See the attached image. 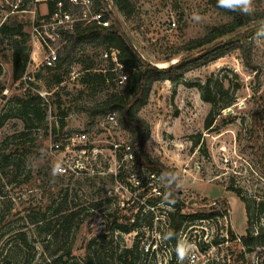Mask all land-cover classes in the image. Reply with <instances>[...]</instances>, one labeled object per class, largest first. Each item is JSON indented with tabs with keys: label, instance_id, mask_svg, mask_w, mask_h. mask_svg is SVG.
<instances>
[{
	"label": "rangeland",
	"instance_id": "374dc122",
	"mask_svg": "<svg viewBox=\"0 0 264 264\" xmlns=\"http://www.w3.org/2000/svg\"><path fill=\"white\" fill-rule=\"evenodd\" d=\"M131 1L136 15L125 20L114 7L116 17L142 55L155 64L164 63L158 61L187 41L204 37L214 27L232 20V16L211 0ZM253 3L254 13L264 11V0H253ZM29 16L12 15L4 24L23 25V33L27 35L23 46L32 57L27 68L30 79L14 78V42L22 37L0 32V88H3L0 94V264H53L57 253L67 251L71 255L67 264H88L87 257L94 249L104 247L112 252L134 244L133 236L109 231L106 220L107 215H113L120 222H127L136 211L135 206L122 210L117 205L127 196L119 189L125 181L124 174L120 175L122 179L115 178V173H119L116 158H122L123 150H115L114 145L128 143L129 134L101 116L88 125L87 115L81 109L114 91L111 84H107L101 91L84 95L79 92L82 64L94 57L100 68H107L108 58L104 56L107 51L86 45L62 69L47 68L43 63L44 49L36 50L33 58ZM0 21H3L1 16ZM253 30L256 33L238 42L251 51L248 60L236 48L188 72L177 83L157 82L148 105L140 113L151 126L145 149L153 159L173 171L178 190L172 191L164 178L165 188L171 197H179L183 212H204V204L213 201L219 206H223L224 201L228 203L231 223L227 227L223 218L222 222H216L214 235L218 242L210 249L202 245L198 264H264V245H258L244 260L237 259L244 249L239 238L247 232L248 218L245 204L229 190L231 186L241 189L254 214L250 229L262 234L264 214H258L253 201L264 200V27L244 33ZM53 48L56 52L60 49L59 45ZM113 71L118 79L120 69ZM56 73L65 78L59 87L52 78ZM208 81L213 104L202 99L200 90ZM29 92L43 99L42 119L34 116L31 121L20 105ZM230 99L235 103L220 110ZM230 108L233 112L227 113ZM61 110L65 111L64 116ZM212 111L216 115L215 122L206 129L205 121ZM83 131L88 132L89 160L95 175H53L54 165L61 164L62 160L71 163L79 160L75 152L54 151L53 143L64 145L66 137ZM123 166L130 167L131 163L124 162ZM44 173L56 179L49 182ZM59 201L62 208H58ZM95 203L98 206H94ZM73 211L79 215L73 220L71 230L60 234V240L50 238L43 232L45 229H38L35 223L40 215L46 214L50 228L55 230L60 225V216ZM230 230L238 239L232 240ZM187 231L190 242L198 240L200 229ZM25 237L28 244L24 242ZM163 256L164 260L172 257V263H178L175 249L160 252V261ZM102 264L120 262L106 256Z\"/></svg>",
	"mask_w": 264,
	"mask_h": 264
},
{
	"label": "trees",
	"instance_id": "16d2710c",
	"mask_svg": "<svg viewBox=\"0 0 264 264\" xmlns=\"http://www.w3.org/2000/svg\"><path fill=\"white\" fill-rule=\"evenodd\" d=\"M112 1L117 12L120 13L125 20H129L136 15V7L131 0ZM211 1L217 8L232 16V20L227 24L214 27L204 37L187 41L181 47L172 50L167 57L158 61L159 63H166L181 57L183 54H189L199 50L194 55L181 59L178 63L169 67H157L147 61L143 57L141 51L136 50L130 44L124 33L122 23L111 11L106 14V17L112 18L111 26L102 27L96 24H87L78 27L75 31L68 34L65 44H63L58 51L59 59L53 67L54 70L62 69L74 57L75 53L86 45L94 47L95 49H105L107 51L109 54L107 57L108 59H106L107 68H100L98 63L94 61V57L88 58L87 61L82 64L83 68L78 79L81 85V89L79 90L80 94L84 95L94 91H101L107 84H111L112 88H114V91L109 93L103 100L93 105H84L81 108L87 115V124H93L100 116L106 118L109 114L115 113L119 127L129 134L128 143L130 144L134 156L135 169L137 171H154L162 174L172 191L178 190L176 189V183L173 179V171L162 162L153 159L145 149L146 143L151 136V126L140 113L149 103L154 84L162 81L177 83L182 80L188 72L216 61L236 48H239L242 53L246 55V60H248L251 57V51L248 50L245 44L242 43L239 45L238 42L244 39L248 34L253 32L256 33L254 30L240 34L230 40L223 39L242 30L250 23L264 20V11L254 13L251 16H245L218 7L217 0ZM96 2L98 7H107L103 0H96ZM263 27L264 26H260L259 28ZM0 32L4 35L17 34L22 37V40H16L14 42L12 55L14 78L16 80L22 79L27 74V68L31 61L30 52L26 51V48L23 46L27 37V35L23 33V25L17 22H14L12 25L4 24L0 27ZM214 43L217 44L209 49L205 48ZM112 51L116 52L115 57L111 56L110 53ZM115 69H120L121 74L127 76V81H125V83L116 85L117 77L113 71ZM52 78L57 87L62 85L65 81L63 74L59 73L54 74ZM200 90L202 99L205 102L213 104L214 100L211 97L210 81L202 85ZM2 92L3 88H0V94ZM42 101V98H36L29 92L26 99L20 102L21 107L24 109V113L31 118V121L34 116L40 119L43 118L40 108ZM234 103L235 100L230 99L221 105L219 109L225 110ZM64 115L65 111L61 110V116ZM215 117L214 111L210 112L205 121L206 129L213 126ZM44 175L47 176L49 182L56 179V177L47 173H44ZM229 190L236 193L245 204L246 208L248 228L246 234L239 238L240 244L244 249H242L241 253L237 256L238 260H244L245 256L254 252L258 245H264V231L262 234L259 232L255 234L252 229H250L249 225H251L254 220V214L252 213L249 201L243 196L241 189L231 186ZM60 194V192L57 193L58 196ZM55 202L57 201H54V203ZM59 202L58 208H62V203L61 201ZM181 204H177L175 210L170 213V232L174 234L171 240L174 244L177 242L181 229L185 224L187 225L188 222L219 215L221 213V208L228 210V203L224 201L223 206L214 208L213 211L187 214L183 212V206ZM253 204L258 210L259 215L264 214V200H255ZM94 206H98V204L95 203ZM78 215L79 213L75 211L61 215L60 219H58L60 225L58 229L55 230L50 228V223L46 220V214L40 215L38 222L35 223L38 229H45L43 232L50 236V238L60 240V234L71 230L72 222ZM106 220L107 229L111 232L130 233L137 231L138 235L130 248H124L122 250L117 249L112 252L104 247H102V249H94L92 255L87 257L88 264H93L94 262L102 264L106 256L118 260L120 264H137L140 261L143 264H149V262L151 264H158L156 254L141 249V242L139 240V236L142 234V225H153L150 215L142 221L136 220L133 223L129 221L120 222L119 218L113 215H107ZM230 233L232 240L238 239L231 230ZM24 242L28 244L27 237H25ZM55 256L56 257L52 261L53 264H61V262L67 264L71 255L70 252L67 251L60 255L57 253ZM172 261L173 258L170 263H172Z\"/></svg>",
	"mask_w": 264,
	"mask_h": 264
},
{
	"label": "built area",
	"instance_id": "2783aa9c",
	"mask_svg": "<svg viewBox=\"0 0 264 264\" xmlns=\"http://www.w3.org/2000/svg\"><path fill=\"white\" fill-rule=\"evenodd\" d=\"M112 4L110 2V4H106L107 7H98L96 0H0V16L3 20L2 22L0 21V27L12 15H30L29 27L31 43L34 47L33 58L36 50L42 51L44 49V66L53 68L59 59V50L56 52L53 48L54 45H59L61 48L66 42L67 35L80 26L87 24H96L102 27L111 26L112 18L106 17V14L111 11L116 16L115 6ZM172 25L175 26V22ZM110 54L115 57L116 52L112 51ZM108 55L107 52L104 54L106 58ZM28 79H30V75L26 74L24 80ZM125 81H127V76L125 74L119 75L117 82L123 84ZM106 120L119 127L115 113L109 114ZM64 142V145L58 142L53 143L52 149L56 152H75L78 154L79 160L75 163H71L69 160H62L63 172L60 175L94 176L95 169L89 160L91 148L89 146L88 132L83 131L70 135L64 139ZM114 148L115 150H123V156H120L122 158H116L119 173H115V178L122 179L120 175L124 174L123 178L125 181L120 185L119 189H122L123 195L127 196L126 199H121L118 202V208L124 210L130 207L132 209L135 206V213L128 218L130 223L136 220L142 221L148 217V214L151 216L153 225L143 224L141 227L142 234L139 236L141 249L155 253L158 264H173L170 263L171 257L169 260H164L163 256V260L160 261L159 253L162 252L164 254V249H175L176 244L171 239H166V236L171 233L170 213L180 203L179 197H171L169 195L165 188V180L162 174L154 171H137L135 169L134 156L129 143L124 145L117 143ZM92 152L94 153V150ZM124 162L131 163V166H123ZM203 207L206 211H213L214 208L218 207V204L213 201L209 204L205 203ZM220 211L219 215L197 219L192 221L194 223L188 222L181 229L178 238H186L188 241L190 236H188L189 231L187 230L200 229L198 240L195 239L191 242L193 245L192 258L185 261V264H198L200 249H203L202 245L206 249H210L214 246L213 244H217L218 240L215 239L214 235L216 222H222L221 219L223 218L226 220L225 225L227 227L231 223L228 218L230 214H228L227 210L224 212L223 209H220ZM118 233L123 236H133L134 239L138 235L137 231Z\"/></svg>",
	"mask_w": 264,
	"mask_h": 264
},
{
	"label": "clouds",
	"instance_id": "9594fccd",
	"mask_svg": "<svg viewBox=\"0 0 264 264\" xmlns=\"http://www.w3.org/2000/svg\"><path fill=\"white\" fill-rule=\"evenodd\" d=\"M218 7L227 11L237 12L241 15L251 16L255 12V6L253 0H217ZM197 20L199 16L195 17ZM63 172V168L60 163H57L53 167V175H58ZM173 233H168L166 239L173 238ZM193 245L186 238H177L175 245V255L178 264H185V261L192 258Z\"/></svg>",
	"mask_w": 264,
	"mask_h": 264
},
{
	"label": "water",
	"instance_id": "95a60500",
	"mask_svg": "<svg viewBox=\"0 0 264 264\" xmlns=\"http://www.w3.org/2000/svg\"><path fill=\"white\" fill-rule=\"evenodd\" d=\"M103 1H104L106 4H110V2H109L108 0H103ZM114 11H115V9H114ZM115 12H116V11H115ZM260 26H264V20H262V21H260V22H257V23H255L254 25H252V26H250V27H248V28H246V29H244V30L238 31V32H236V33H234V34H232V35L226 37L224 40H230V39H232V38H234V37H236V36H238V35H240V34L246 32V31H248V30H251V29H254V28H257V27H260ZM123 29H124V28H123ZM124 33H125V35L127 36L128 41L130 42V44H131L136 50L139 51V47H138V45H137L136 42L130 37V35L126 32L125 29H124ZM217 43H218V42H217ZM217 43H214V44L208 45V46H206L205 48H206V49H209V48H211L212 46H214V45L217 44ZM194 54H195L194 52H191V53L185 55L184 57H181V58L178 59V60H175V61H173V62H170L169 66H171V65H173V64H176V63H178L181 59L188 58V57H190V56H192V55H194ZM143 57H144L147 61H149L151 64H153V65H155V66H157V67H161V66H159L158 64H155V63L151 62L150 60H148L145 56H143ZM169 66H168V67H169ZM232 112H233V110H232L231 108L227 110V113H232Z\"/></svg>",
	"mask_w": 264,
	"mask_h": 264
},
{
	"label": "bare ground",
	"instance_id": "6f19581e",
	"mask_svg": "<svg viewBox=\"0 0 264 264\" xmlns=\"http://www.w3.org/2000/svg\"><path fill=\"white\" fill-rule=\"evenodd\" d=\"M170 64V62H166V63H162V64H158L161 67H168Z\"/></svg>",
	"mask_w": 264,
	"mask_h": 264
},
{
	"label": "flooded vegetation",
	"instance_id": "af4514ba",
	"mask_svg": "<svg viewBox=\"0 0 264 264\" xmlns=\"http://www.w3.org/2000/svg\"><path fill=\"white\" fill-rule=\"evenodd\" d=\"M216 203H217V201H215ZM218 204V203H217ZM218 207H219V205H218Z\"/></svg>",
	"mask_w": 264,
	"mask_h": 264
}]
</instances>
